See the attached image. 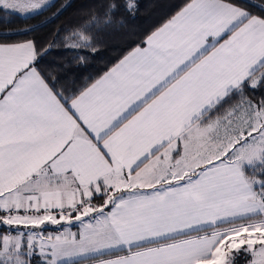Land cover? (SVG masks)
<instances>
[{
  "label": "snow or ice",
  "instance_id": "6c2138e0",
  "mask_svg": "<svg viewBox=\"0 0 264 264\" xmlns=\"http://www.w3.org/2000/svg\"><path fill=\"white\" fill-rule=\"evenodd\" d=\"M51 47L0 43V264H233L234 252L264 264V97L246 95L264 86V2L189 0L68 95L39 67ZM73 219L79 233L41 229Z\"/></svg>",
  "mask_w": 264,
  "mask_h": 264
},
{
  "label": "trees",
  "instance_id": "16d2710c",
  "mask_svg": "<svg viewBox=\"0 0 264 264\" xmlns=\"http://www.w3.org/2000/svg\"><path fill=\"white\" fill-rule=\"evenodd\" d=\"M189 0H134L136 8L128 11L126 0H52L40 10L20 14L11 10H0V43L22 42L33 39L43 49L52 47L39 61V67L58 80L57 87L65 95L72 90H81L103 75L129 50L141 43ZM256 3L264 0H254ZM115 4V22L101 31L91 28L85 32L91 42L80 47H68L76 38L66 39L93 15L102 14L108 4ZM54 5V6H53ZM65 5L57 16L53 13ZM31 28V31L27 29ZM59 30L60 35L56 36ZM246 95L254 100L264 97V86L249 89ZM235 102V98L233 101ZM230 102V103H231ZM227 107V105H225ZM223 109H221L222 111ZM217 113H212L213 118ZM249 170V175H251ZM101 200L100 197H97ZM102 202V201H101ZM99 202V203H101ZM7 231L6 227L0 230ZM195 234V233H193ZM119 253L109 254L104 258ZM97 258V259H98ZM90 261L81 260L79 264ZM31 264H43L36 255ZM238 264V263H237Z\"/></svg>",
  "mask_w": 264,
  "mask_h": 264
},
{
  "label": "crops",
  "instance_id": "0c3cea01",
  "mask_svg": "<svg viewBox=\"0 0 264 264\" xmlns=\"http://www.w3.org/2000/svg\"><path fill=\"white\" fill-rule=\"evenodd\" d=\"M51 1H52V0H46V4L49 3V2H51ZM188 2H189V1H188ZM188 2H187V3H188ZM34 11H37V10H34ZM177 12H178V11H177ZM174 15H175V14H174ZM172 16H173V15H172ZM170 18H171V17H170ZM170 18H169V19H170ZM166 21H167V20H166ZM166 21H165V22H166ZM162 24H163V23H162ZM162 24H161V25H162ZM161 25H160V26H161ZM160 26H159V27H160ZM22 42H23V41H22ZM11 43H18V42H11ZM129 51H130V50H129ZM129 51H128V52H129ZM126 54H127V53H126ZM120 59H121V58H120ZM120 59H119V60H120ZM119 60H118V61H119ZM118 61H117V62H118ZM117 62H116V63H117ZM116 63H115V64H116ZM115 64H114V65H115ZM114 65H113V66H114ZM113 66H111V67H113ZM111 67H110V68H111ZM110 68H109V69H110ZM109 69H108V70H109ZM108 70H107V71H108ZM101 76H102V75H101ZM98 78H99V77H98ZM98 78H97V79H98ZM93 82H94V81H93ZM101 201H102V199H101V200H98V198L96 197V198L93 199L92 203H93V205H95V204H96V205H99V204H101V203H99V202H101ZM109 210H110V207H109L108 209H105L106 212L109 211ZM0 213H2V212H0ZM73 216H75V213H73ZM85 222H87V219L85 220ZM62 223L64 224L65 222H62ZM70 224H71V225H70ZM69 225H70V229H71L74 233H79V232H77L75 229H80V221H77V220H75V219H73V221H72L71 223H65V228H63V229L60 228V227H57L56 225H51L50 223H46L45 225L41 226V229H44V228L46 229V231H44V233H45V235H46L47 232H51V231H53V229H54V232H55V233H57V232H58V233H59V232H63L64 229H69ZM52 226H53V227H52ZM36 230H39V229H36ZM12 235H15V232H13ZM193 235H195V234H193ZM123 254H125V253H122V254H119V255H123ZM108 258H111V257H108ZM108 258H104V259H108ZM74 259H75V258H74ZM98 259H100V258H98ZM81 264H82V263H81ZM83 264H94V261H91V260H90L89 262H86V263H83Z\"/></svg>",
  "mask_w": 264,
  "mask_h": 264
},
{
  "label": "rangeland",
  "instance_id": "374dc122",
  "mask_svg": "<svg viewBox=\"0 0 264 264\" xmlns=\"http://www.w3.org/2000/svg\"><path fill=\"white\" fill-rule=\"evenodd\" d=\"M50 3V2H49ZM49 3H47V4H49ZM46 4V5H47ZM42 7H44V6H42ZM41 9V8H40ZM40 9H36V10H40ZM11 11H13V10H11ZM14 12H17V11H14ZM31 12H35L34 10L33 11H31ZM31 12H29V13H31ZM18 13H20V12H18ZM20 14H28V13H20ZM98 200H100V199H98ZM102 203V202H101ZM96 205V204H95ZM0 215H3V213H0ZM71 225V224H70ZM70 225H69V230L71 231V232H73L71 229H70ZM57 227H60V228H65V223L63 224H61V225H56ZM4 227H6V226H4ZM22 227V226H21ZM53 227V226H52ZM1 228V227H0ZM7 228V227H6ZM22 230H23V228H22ZM39 230H41V229H39ZM38 230V231H39ZM43 231H46V229L44 228V229H42ZM77 232H79L80 231V229H75ZM8 233V229H7V231H5L4 229H3V231L2 230H0V234H7ZM48 233H52L53 235H55V234H57V233H55L54 232V229H53V231H51V232H47V234ZM12 234V233H11ZM46 234V235H47ZM123 252H120V254H122ZM39 258H40V260H43V258L42 257H40L39 256V253H37L36 254ZM36 255H34V256H36ZM119 255V254H118ZM233 255H234V257H235V259H234V261H233V264H249V262L251 261V259H252V257H251V255L250 254H245V253H243V252H240V253H233ZM33 256V257H34ZM32 257V258H33ZM108 257H111V256H108ZM108 257H104V258H108ZM31 258V259H32ZM104 258H100V259H104ZM86 262H89V261H85V262H83V263H86ZM82 263V264H83Z\"/></svg>",
  "mask_w": 264,
  "mask_h": 264
}]
</instances>
